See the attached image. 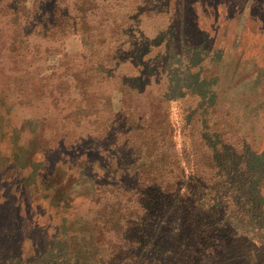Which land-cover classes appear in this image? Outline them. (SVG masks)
Wrapping results in <instances>:
<instances>
[{
	"label": "rangeland",
	"instance_id": "374dc122",
	"mask_svg": "<svg viewBox=\"0 0 264 264\" xmlns=\"http://www.w3.org/2000/svg\"><path fill=\"white\" fill-rule=\"evenodd\" d=\"M182 147L264 151V2L0 0V225L27 264L108 258Z\"/></svg>",
	"mask_w": 264,
	"mask_h": 264
},
{
	"label": "trees",
	"instance_id": "16d2710c",
	"mask_svg": "<svg viewBox=\"0 0 264 264\" xmlns=\"http://www.w3.org/2000/svg\"><path fill=\"white\" fill-rule=\"evenodd\" d=\"M179 42L192 41L183 36ZM203 152L182 147L181 158L158 171L160 183L136 189L143 213L138 212L134 220L118 216L104 229L105 233L115 231L117 241L108 258L92 264H264V249H254L255 239L264 233V151H244L240 161L235 160L239 154L233 150L220 149L213 156L207 152L211 168L199 160ZM4 228L0 225V264H20V260L27 264L36 259L22 258L18 238L12 240L13 251ZM237 228L240 233L235 238L230 231ZM67 253L82 264L92 260L69 248Z\"/></svg>",
	"mask_w": 264,
	"mask_h": 264
}]
</instances>
